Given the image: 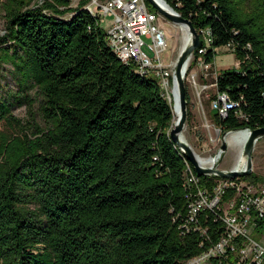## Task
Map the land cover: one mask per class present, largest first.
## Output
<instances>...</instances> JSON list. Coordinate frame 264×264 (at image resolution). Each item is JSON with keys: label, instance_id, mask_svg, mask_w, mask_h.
<instances>
[{"label": "trees", "instance_id": "16d2710c", "mask_svg": "<svg viewBox=\"0 0 264 264\" xmlns=\"http://www.w3.org/2000/svg\"><path fill=\"white\" fill-rule=\"evenodd\" d=\"M2 1L0 63L19 77L12 99L29 107L33 131L0 97V264H183L199 254L198 235L180 234L189 163L170 139L173 109L158 81L123 65L96 20L68 0ZM164 1L209 32L211 47L194 58L213 64V49L234 43L238 68L216 84L243 117L215 114L214 124L223 133L264 127V0ZM206 226L216 242L218 224Z\"/></svg>", "mask_w": 264, "mask_h": 264}, {"label": "built area", "instance_id": "2783aa9c", "mask_svg": "<svg viewBox=\"0 0 264 264\" xmlns=\"http://www.w3.org/2000/svg\"><path fill=\"white\" fill-rule=\"evenodd\" d=\"M68 2L69 8L94 6L99 16L110 17L112 22L105 31L106 38L122 52L124 64H132L148 75L161 79L162 88L169 95L167 90L169 79L174 74V66L171 68L172 62L165 66L161 60V54L167 47V39L158 24L161 16L147 10L146 0ZM197 34L201 42L197 52L202 55L211 47L212 42L207 41V31H199ZM225 47L232 52L235 49L234 43ZM218 50L219 48H214L213 52L217 54ZM191 56L194 57V53ZM195 59L204 67L209 65L204 63L201 56ZM217 78L211 85L216 87V92L210 101V109L220 119L227 118L230 112L243 117L240 102L232 100L227 92L217 90ZM245 130L247 129L229 134ZM203 165L210 167L213 164ZM230 169L235 170L236 165ZM183 176L186 180V213L180 217V234L196 233L200 239L199 247L203 248L183 264H264V182H252L243 177L230 179L207 175L205 177L213 179L214 183L209 189L202 185L201 177L194 170H189L186 164ZM208 220L218 224L217 229H220L216 242L210 239L206 226Z\"/></svg>", "mask_w": 264, "mask_h": 264}, {"label": "rangeland", "instance_id": "374dc122", "mask_svg": "<svg viewBox=\"0 0 264 264\" xmlns=\"http://www.w3.org/2000/svg\"><path fill=\"white\" fill-rule=\"evenodd\" d=\"M44 1L45 0H33L32 5L40 6ZM3 3L4 1L0 0V36L5 32ZM91 8L94 13H97L94 6H91ZM146 8L148 11L156 15L158 14L157 10L151 4L147 3ZM69 17L70 15H64L61 18L67 19ZM111 22L112 19L110 17L102 16L99 20L100 29L104 32L107 31L111 26ZM158 24L165 32L167 39V47L161 54V60L165 66H169L172 62L171 68H173L176 58L185 44V40L188 39L187 34L181 26H176L163 17H160ZM192 63L193 65L191 66ZM238 64L239 62L236 60L234 53L225 46L219 48L218 53L214 57L213 64H209L207 67L200 65L198 59H195L193 56L190 57V60L186 64L184 83L189 96V104L187 106L189 117L186 118L182 136L187 144H189L194 152L201 158L210 160L211 158L209 157H213L215 153H217L223 133L213 122V116L216 112L210 109V101L214 97L216 87H212L211 85L215 83L220 73L236 70ZM18 78V75H16L9 63H0V97L9 103L12 115L28 128V122L31 121L29 107L25 103L20 104L18 101L16 102L12 99L13 92L18 89ZM152 78L158 81V78ZM204 86H207V88H204ZM167 91L169 96H167L168 94L166 92H162V94L165 96L167 102L173 106V91H176L175 81L174 86L169 83ZM34 92L35 88L29 86L24 94L28 95L30 98H34ZM32 111H36L35 104ZM36 121L41 127H44L40 120L36 119ZM1 129L9 134L12 132V134L18 135L17 130H9L3 126ZM32 131L33 129H27L29 133ZM243 133L244 131L227 135V149L217 163V166L221 170H228L236 165L243 140L240 142L236 140L235 137ZM251 174L264 178V137L260 138L254 145L252 151ZM258 182L263 181L259 178Z\"/></svg>", "mask_w": 264, "mask_h": 264}, {"label": "water", "instance_id": "95a60500", "mask_svg": "<svg viewBox=\"0 0 264 264\" xmlns=\"http://www.w3.org/2000/svg\"><path fill=\"white\" fill-rule=\"evenodd\" d=\"M147 3L151 4L158 12V14L171 22L176 26H181L185 29L187 34L188 42L179 52L175 64H174V74L171 76V85L174 86V81L176 82V94L179 104V114L174 120L173 115V125L169 129V136L172 143L177 147L183 157L190 163L194 172L202 177L207 175H215L219 178H235V177H245L252 173V151L255 143L264 137V127L256 129H247L248 137L242 142L241 151L239 154V160L236 164V169H230L224 171L219 169L217 163L221 159L222 155L227 149L226 137L229 133L239 132L242 130H230L222 133V138L220 140L219 154L217 153L212 157L215 161L210 167H205L203 163L198 160V155L194 152L189 144L184 140L182 136V131L187 118V102L185 99V66L188 59L198 49L201 45L199 35L192 26L188 19L181 17L176 13L164 0H159L162 5H159L155 0H146ZM174 109V105L172 106Z\"/></svg>", "mask_w": 264, "mask_h": 264}, {"label": "bare ground", "instance_id": "6f19581e", "mask_svg": "<svg viewBox=\"0 0 264 264\" xmlns=\"http://www.w3.org/2000/svg\"><path fill=\"white\" fill-rule=\"evenodd\" d=\"M159 5H162L160 2H159V0H155ZM77 8H82L83 10H85L87 13H88V15H90L93 19H95L96 20V22H97V25L99 26L100 24H99V20H100V18L102 17V16H99V13H98V11H97V13H94L93 12V10H92V8H91V6H79V7H75V8H73V9H77ZM72 9V10H73ZM96 9V8H95ZM183 28V27H182ZM184 29V28H183ZM185 30V29H184ZM104 34H105V41H106V43H107V46L109 47V49L113 52V54L117 57V59L123 64V65H126V66H131V67H133L134 68V70H135V72L136 73H138L139 75H141V76H143V75H145V76H151V75H148L145 71H141L140 69H138L136 66H134V65H132V64H124V55L122 54V52L119 50V49H117L116 48V46H112L111 45V43L107 40V38H106V32H104ZM188 39H186L185 40V44H184V46L185 45H187V41ZM207 41L208 42H211V37H210V34H209V32L207 31ZM183 46V47H184ZM190 60V58L188 59V61ZM187 61V62H188ZM187 62H186V64H187ZM185 71H186V66H185ZM151 77H155V76H151ZM156 78H158V77H156ZM158 83H159V86H160V89H161V91L162 92H164L165 93V91L163 90V88H162V81H161V79H159L158 78ZM175 87H176V82H175ZM167 96H169V95H167ZM165 97V96H164ZM173 99H174V109H173V113H174V120L176 119V117L178 116V114H179V104H178V99H177V94H176V91H173ZM231 113V112H230ZM236 136V135H235ZM248 137V133H247V131H244V133L242 134V135H240V136H237V137H235V139L236 140H238V141H245L246 140V138ZM186 160V159H185ZM198 160L201 162V163H203V164H207V165H210V164H212L214 161H215V159H213V158H211L210 160H207V159H205V158H201L200 156H198ZM187 161V160H186ZM188 162V161H187ZM189 163V162H188ZM187 166H188V169L189 170H193V168H192V166L190 167L189 166V164H187V163H185ZM203 177H205V176H203ZM183 189H184V191H185V188H186V180H185V178H184V176H183Z\"/></svg>", "mask_w": 264, "mask_h": 264}]
</instances>
